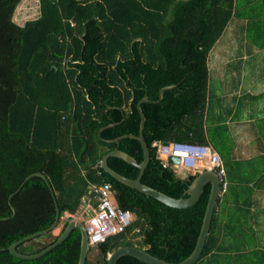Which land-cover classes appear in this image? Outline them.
<instances>
[{
  "label": "trees",
  "instance_id": "obj_1",
  "mask_svg": "<svg viewBox=\"0 0 264 264\" xmlns=\"http://www.w3.org/2000/svg\"><path fill=\"white\" fill-rule=\"evenodd\" d=\"M20 1L0 0V264H76L78 229L34 259L15 257L8 247L49 227L55 204L60 217L75 214L81 198L91 196L90 185L103 182L110 183L115 205L129 211L132 221L95 246L100 264L122 245L167 262L183 260L194 248L209 184L193 205L169 207L118 182L100 161L117 147L141 162L137 139L106 140L138 134L136 104L146 96L140 109L149 160L141 182L171 197L187 196L196 174L162 167L151 143L207 145L206 57L231 17L234 0H37V17L19 25L12 18ZM166 86L172 87L158 99ZM107 165L128 178L138 174L117 156L108 157ZM35 172L48 184L39 175L26 179ZM227 187L193 264H226L229 252H239L241 246L224 242L233 232L218 217ZM58 234L46 242L50 231L40 234L16 251L35 254ZM90 251L86 262L92 264ZM116 264L146 263L124 255Z\"/></svg>",
  "mask_w": 264,
  "mask_h": 264
},
{
  "label": "crops",
  "instance_id": "obj_2",
  "mask_svg": "<svg viewBox=\"0 0 264 264\" xmlns=\"http://www.w3.org/2000/svg\"><path fill=\"white\" fill-rule=\"evenodd\" d=\"M206 66L203 127L229 187L218 217L241 246L226 264H264V0H234Z\"/></svg>",
  "mask_w": 264,
  "mask_h": 264
},
{
  "label": "water",
  "instance_id": "obj_3",
  "mask_svg": "<svg viewBox=\"0 0 264 264\" xmlns=\"http://www.w3.org/2000/svg\"><path fill=\"white\" fill-rule=\"evenodd\" d=\"M171 87L172 86H166V87L161 88L159 93H158V99L161 98L163 90L169 89ZM146 101H148V99L146 96H144L136 104V109H137V112H138L139 118H140L137 135L126 134V135H122L119 137H115L111 140H106L107 142L118 143L119 139L122 137H131V138L137 139L140 143L141 150H142L141 162L137 163L132 156H130L126 152L121 151L120 149H118L116 147L113 150L106 153L102 157V159L100 161V166L102 167V169L106 173H108L112 178H114L118 182H121V183H123V184L147 195V196L153 197V198L157 199L158 201H160L161 203H163L169 207H175V208H186V207L193 205L198 200L200 194L203 191L204 186L209 184L210 190H209L207 204L205 207L204 215L202 218L201 226L199 229V233H198L194 248L189 253V255L186 258H184L183 260L176 262V263L167 262L163 259H159V258L149 254L144 249L139 248L137 246L122 245V246H118V247L114 248L113 250H111L107 254L105 264H116L117 260L124 255L133 256V257L137 258L138 260H140L146 264H193L199 258L200 254L203 250L204 243L206 240V236L209 232L211 217H212L214 208L216 206L217 200H218L220 193H221L219 178L213 170H210V169L202 170L195 175V177L193 178V180L191 181V183L188 185L187 189L185 190V193L187 194V196L186 197H178V198L168 196L167 194L160 192V191H158V190H156L150 186H147L141 182L142 173H143V171H144V169L148 163V160H149L148 146H147V144L143 138V135H142L145 117H144V115L140 109V104L142 102H146ZM109 126H111V125H108L106 127H109ZM100 130H102V128ZM164 144L166 145L167 142H165ZM111 156H117V157L123 159L124 161L134 165L138 169L137 176L135 178H128L124 175L119 174L118 172L114 171L113 169H111L107 165V159H108V157H111ZM167 160L170 164H178V161H179V159L177 157L171 156V155L168 157ZM32 175L41 176L46 181V183L48 184L46 177L40 172H35L32 174H29L28 176H26V179H28ZM11 210H12V214H14V212H15L14 207L11 206ZM59 219H60L59 209H58L57 205L55 204V217H54L53 223L49 227H47L41 231L29 234V235H27V236H25L19 240H16L12 244H10V246L8 247L9 252L13 256L21 258V259L37 258V257L45 254L47 251L52 249L54 246H56L60 242H62L67 237V235L69 234V232L71 230L78 229L80 231V234H81V242H80L78 260H77L76 264H90V263L86 262L87 253L89 251V245H88L87 235H86L85 229L83 227L82 222L79 221L78 219L73 218V217L68 219L65 227L58 234L57 238L52 243H50L48 246H46L44 249H42L41 251H39L35 254H31V255L20 254L16 251V247L20 243H26L29 239H32V238H34L40 234H45L49 231H52L56 227Z\"/></svg>",
  "mask_w": 264,
  "mask_h": 264
},
{
  "label": "built area",
  "instance_id": "obj_4",
  "mask_svg": "<svg viewBox=\"0 0 264 264\" xmlns=\"http://www.w3.org/2000/svg\"><path fill=\"white\" fill-rule=\"evenodd\" d=\"M35 2L38 5V1ZM165 142L167 141L154 140L151 143L162 167L177 166L193 174L205 169L213 170L219 178L221 192L225 190V168L218 153L210 146L174 141H168L165 145ZM170 155L179 159L178 164L168 162ZM89 189L92 191L91 196L82 197L76 213H68V216L82 222L91 247L127 227L132 221V214L117 208L110 183L93 184Z\"/></svg>",
  "mask_w": 264,
  "mask_h": 264
},
{
  "label": "rangeland",
  "instance_id": "obj_5",
  "mask_svg": "<svg viewBox=\"0 0 264 264\" xmlns=\"http://www.w3.org/2000/svg\"><path fill=\"white\" fill-rule=\"evenodd\" d=\"M37 6L38 5L35 2V0H21L13 13V18H12L13 21L19 25H22L26 20L37 17L38 15ZM67 217L70 218L67 212L62 213L60 219L58 220L56 227L52 231H50V235L43 238L44 242L50 240L51 237L58 234L64 221L68 220ZM88 260L92 264H100L99 262L101 260L100 254L95 246H91V251L88 254Z\"/></svg>",
  "mask_w": 264,
  "mask_h": 264
}]
</instances>
